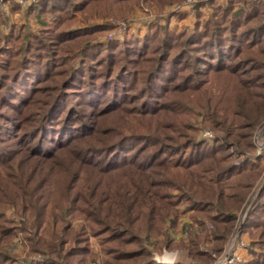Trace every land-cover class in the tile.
<instances>
[{
    "label": "trees",
    "instance_id": "1",
    "mask_svg": "<svg viewBox=\"0 0 264 264\" xmlns=\"http://www.w3.org/2000/svg\"><path fill=\"white\" fill-rule=\"evenodd\" d=\"M90 3L112 6L113 0H39L25 11L26 18L44 23L37 32H29L27 24L15 25L0 37V169H19L18 182L0 185V192L10 191L0 209L19 201L22 209L35 206L41 195L28 188L37 166L47 182L41 213L49 202L60 210L58 221L65 215L86 219L88 226H81L77 239L86 243L89 231L107 243L105 257L113 256L114 262L106 258L104 264H156L143 239L176 225L180 201L212 223L216 241L227 242L235 220L232 209L262 169L258 160L233 158L227 149L231 137L240 151L253 152L252 129L264 119V2L227 0L190 32L174 35L155 25L141 39L104 44L88 37L109 28L68 25L71 13L83 12ZM48 16L53 24L43 22ZM75 41L74 49L64 51L63 44ZM209 73H226L234 81L231 99L223 106L211 99L210 111L205 108V120L223 133L214 144L195 140L186 122H177L175 128L185 130L175 135L145 122L149 115H186L189 107L180 103L174 108L169 94L198 91ZM115 112L122 123L103 130L99 119ZM59 174L63 181L57 191L53 179ZM263 193L264 185L241 226L242 232L259 237L253 244L259 251L251 250L247 264H264ZM2 215L0 210V235L7 236L11 228ZM85 250L78 243L62 257ZM50 259L41 264L74 263ZM0 264L39 263L0 249Z\"/></svg>",
    "mask_w": 264,
    "mask_h": 264
},
{
    "label": "rangeland",
    "instance_id": "2",
    "mask_svg": "<svg viewBox=\"0 0 264 264\" xmlns=\"http://www.w3.org/2000/svg\"><path fill=\"white\" fill-rule=\"evenodd\" d=\"M261 1L264 2V0ZM199 3L201 4L197 6ZM226 3L227 0H196L192 3L189 0H113L112 6L90 3L83 12H72L73 18L71 21H68V25L71 27H82L94 24L109 28L88 37L92 43L100 44L123 42L132 38L141 39L152 31L155 25L166 28L170 33L177 35L194 30L198 21H205L208 17L212 16L216 7H222ZM13 5L18 7L17 11L12 10ZM29 6L21 7L14 2H9L6 7H0L2 11L0 37L7 34L9 29L15 25L27 24L29 32H31L30 30L37 32L38 28L44 25V23L40 20L38 21L36 18H26L25 11ZM42 20L43 22L46 20V22L53 24L50 16L43 17ZM199 28L201 29V27ZM77 43L78 41L63 44L62 47L65 51L66 48L75 47ZM58 80L46 82L45 84L53 85ZM232 84H234V81L230 80V77L226 73H209L207 81L202 84L201 89L198 91L176 90L169 94L170 99L176 102L175 107L172 104L174 108L179 106L180 103L189 107L186 115L179 117L174 113L168 116L162 114L158 117H149V115L145 118V122L152 128L157 127L159 132L171 135L177 134V131L185 130L183 127L175 128L178 125L177 122H186L187 125L189 124L194 129L195 140L210 145L214 144L216 140H219L223 136V133L219 132L205 120V108H209L210 111L211 99L214 102L220 99L222 106L223 101L226 102L228 99H231L234 96ZM39 94L38 97L44 96V92ZM121 123V115L119 112H115L109 113L103 119H99L98 125L102 126L103 130H109V126L117 128ZM103 130L100 132L104 133ZM205 132H210L211 136H204ZM250 140L255 148L253 152L249 150L240 151V147L235 143L233 138L230 137L228 140L230 144L227 150L232 153L233 158L247 157L252 161L258 160L262 165V169L244 200L237 208L232 209L235 220L227 242L216 241L212 236L213 232H210V230H213L212 223L209 221L203 222L202 216L196 214L193 209L187 208L185 202L180 201L176 206L178 210L176 225L174 227L167 226L164 234L156 235L153 233L149 239H143V244L150 250L151 259L156 264H189L192 262L212 264L235 241V234H237V240L242 239L249 243L245 253L242 254L244 261L240 264H247L252 261L251 250L259 251L258 247L253 245L259 241V237L257 235L252 236L248 232H242L241 226L253 200L264 185V162L260 156L256 155L258 143H264V119L252 129ZM20 166L22 165L20 164ZM33 169L30 175L33 181L28 189L35 195H41V198L35 199V206L27 204V207L24 205L22 209V202L19 201V203H5L4 209H0L2 210L5 224L11 228L9 231L10 235H0V249L18 259L39 264L46 261L52 262L50 258L58 262L63 261V263L71 260L74 262L73 264H104L106 258L114 262L113 256L105 257L104 248L108 245L103 240L101 241L100 237L96 234L87 231L86 243L79 241L83 239H77L76 232L81 229V226H88L86 219L80 215L74 217L65 215L62 217V220L58 221L55 214L58 211L60 212V210L52 208L49 202H47V212L41 213L39 205L42 203L44 206L46 205L44 197L46 193L44 191L47 182L44 181L43 169H39L37 166H34ZM18 170L16 166L12 171L0 169V178L3 177L5 179L0 185L10 186L11 183L7 184L6 180L13 183L18 182ZM71 175L73 174L71 173ZM73 179L75 181V178ZM61 181H63L61 174L53 179L54 190L58 191ZM5 190L0 192V202L4 201L10 192L8 188H5ZM55 196L56 194H54ZM246 205H249V208L241 220L243 212L246 211ZM194 236L198 239L195 245L192 243ZM78 243L80 245L84 244L86 247L84 253L77 252L79 255H73L65 260L62 256L67 254L66 252L71 246L74 247ZM220 244L223 247L220 252H216L215 250ZM130 248V246H123L122 250ZM196 250L201 256L196 255ZM80 253L83 255V259ZM164 257H171V260L168 261Z\"/></svg>",
    "mask_w": 264,
    "mask_h": 264
},
{
    "label": "built area",
    "instance_id": "3",
    "mask_svg": "<svg viewBox=\"0 0 264 264\" xmlns=\"http://www.w3.org/2000/svg\"><path fill=\"white\" fill-rule=\"evenodd\" d=\"M191 3L195 2L196 0H189ZM9 2H14L17 5L21 7L29 6L32 3L37 2V0H0V7H6ZM204 136H211L210 132H205ZM256 155L260 156L262 158V161L264 162V143H258L257 149H256ZM264 198V193H263ZM249 208V205H246V208L241 216V220L243 219L245 213L247 212ZM237 234H235L234 238L235 241H233L226 251H224L217 260H215L212 264H240L244 261V257L242 254L238 252V249L243 248L246 249L249 245L248 242L242 240V239H236Z\"/></svg>",
    "mask_w": 264,
    "mask_h": 264
},
{
    "label": "crops",
    "instance_id": "4",
    "mask_svg": "<svg viewBox=\"0 0 264 264\" xmlns=\"http://www.w3.org/2000/svg\"><path fill=\"white\" fill-rule=\"evenodd\" d=\"M245 251H246V249H242V248L238 249V252H239L240 254H244Z\"/></svg>",
    "mask_w": 264,
    "mask_h": 264
},
{
    "label": "bare ground",
    "instance_id": "5",
    "mask_svg": "<svg viewBox=\"0 0 264 264\" xmlns=\"http://www.w3.org/2000/svg\"><path fill=\"white\" fill-rule=\"evenodd\" d=\"M164 258H165V259H167L168 261H170V260H171V259H170L171 257H164Z\"/></svg>",
    "mask_w": 264,
    "mask_h": 264
}]
</instances>
